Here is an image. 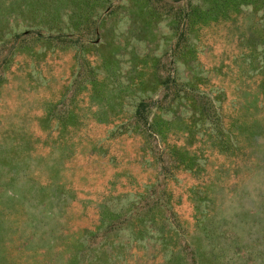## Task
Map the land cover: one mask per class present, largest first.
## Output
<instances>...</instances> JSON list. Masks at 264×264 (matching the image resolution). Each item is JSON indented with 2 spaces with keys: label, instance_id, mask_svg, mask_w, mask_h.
Returning a JSON list of instances; mask_svg holds the SVG:
<instances>
[{
  "label": "rangeland",
  "instance_id": "374dc122",
  "mask_svg": "<svg viewBox=\"0 0 264 264\" xmlns=\"http://www.w3.org/2000/svg\"><path fill=\"white\" fill-rule=\"evenodd\" d=\"M0 236L5 264H264V0H0Z\"/></svg>",
  "mask_w": 264,
  "mask_h": 264
},
{
  "label": "trees",
  "instance_id": "16d2710c",
  "mask_svg": "<svg viewBox=\"0 0 264 264\" xmlns=\"http://www.w3.org/2000/svg\"><path fill=\"white\" fill-rule=\"evenodd\" d=\"M37 35H42V34H37ZM106 214V220L105 222H103L102 224H100V227H102V229L105 228H112L116 225V223H118V218L120 216V213H114L113 215H109V212H105ZM104 214V215H105ZM109 215V216H107ZM99 226L95 227L94 230L88 231L87 233H83L86 236H93L97 233V229ZM140 231V229H139ZM81 235H78V237H80ZM1 236H0V241H1ZM80 243L81 241H79L78 239H70L67 240L66 243H64L66 245V248L69 249L72 257L76 256V251L80 249ZM102 246V243L98 246L99 248ZM104 249V248H103ZM0 264H5L4 262V254L2 253V251L0 250ZM68 264H72V263H68Z\"/></svg>",
  "mask_w": 264,
  "mask_h": 264
}]
</instances>
